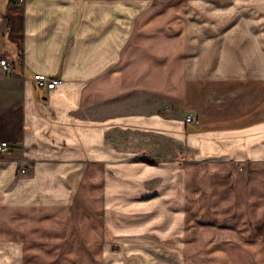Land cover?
Returning a JSON list of instances; mask_svg holds the SVG:
<instances>
[{
    "label": "crops",
    "instance_id": "0c3cea01",
    "mask_svg": "<svg viewBox=\"0 0 264 264\" xmlns=\"http://www.w3.org/2000/svg\"><path fill=\"white\" fill-rule=\"evenodd\" d=\"M158 1L0 0V264L90 220L135 247L264 237V0Z\"/></svg>",
    "mask_w": 264,
    "mask_h": 264
},
{
    "label": "rangeland",
    "instance_id": "374dc122",
    "mask_svg": "<svg viewBox=\"0 0 264 264\" xmlns=\"http://www.w3.org/2000/svg\"><path fill=\"white\" fill-rule=\"evenodd\" d=\"M158 2L164 8L170 4L188 3L187 0ZM179 14L181 20L183 14ZM173 15L169 9L159 12V26L163 25L170 32V27L165 25H171ZM199 105L202 106V103ZM193 115L195 118L196 115ZM163 144L166 147L170 142L164 141ZM92 225L97 226V223L84 221V230L78 231L77 236H57V229H53L50 236L47 231L46 235H43V230L37 231L35 238H32L30 251H21L20 264H178L180 258L182 264H264V237L257 241L255 238H244L237 245L213 240L183 245L173 241L169 233L163 242L159 238V248H150L145 245L146 242H142L141 247H135L132 244L140 241L124 243L123 239L120 240L123 236L108 235L101 222L100 233L97 228L92 229ZM258 241L259 244L255 245L254 242Z\"/></svg>",
    "mask_w": 264,
    "mask_h": 264
},
{
    "label": "built area",
    "instance_id": "2783aa9c",
    "mask_svg": "<svg viewBox=\"0 0 264 264\" xmlns=\"http://www.w3.org/2000/svg\"><path fill=\"white\" fill-rule=\"evenodd\" d=\"M18 2H23L24 0H17ZM0 70L4 76H10L13 73V65L12 63L7 59V58H0ZM34 82L36 83L37 86L39 87H46V88H53L54 85L57 83L56 79L49 78L43 74H35L34 77ZM185 121H191L194 118L193 114H186L185 116ZM7 146V142L2 141L0 142V149H3ZM24 172V170H21Z\"/></svg>",
    "mask_w": 264,
    "mask_h": 264
},
{
    "label": "bare ground",
    "instance_id": "6f19581e",
    "mask_svg": "<svg viewBox=\"0 0 264 264\" xmlns=\"http://www.w3.org/2000/svg\"><path fill=\"white\" fill-rule=\"evenodd\" d=\"M129 3V2H128ZM99 7V6H98ZM235 58V57H234ZM232 61V60H231ZM234 63V62H233ZM233 65V64H232ZM229 66V65H228ZM79 225V224H78ZM35 240V239H34ZM85 256V254H83ZM84 258V257H83ZM207 259V258H206Z\"/></svg>",
    "mask_w": 264,
    "mask_h": 264
}]
</instances>
